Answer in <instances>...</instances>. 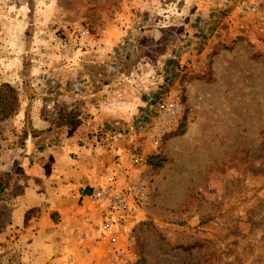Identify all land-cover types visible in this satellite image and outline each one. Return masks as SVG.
Listing matches in <instances>:
<instances>
[{
	"label": "rangeland",
	"instance_id": "rangeland-1",
	"mask_svg": "<svg viewBox=\"0 0 264 264\" xmlns=\"http://www.w3.org/2000/svg\"><path fill=\"white\" fill-rule=\"evenodd\" d=\"M5 83L0 264H42L6 228L17 153L68 137L121 147L122 168L143 152L147 199L115 243L94 233L55 264H264V0H0ZM172 91L183 116L156 136Z\"/></svg>",
	"mask_w": 264,
	"mask_h": 264
},
{
	"label": "crops",
	"instance_id": "crops-1",
	"mask_svg": "<svg viewBox=\"0 0 264 264\" xmlns=\"http://www.w3.org/2000/svg\"><path fill=\"white\" fill-rule=\"evenodd\" d=\"M116 148L102 145L93 150L68 137L50 147L31 145L17 153L14 162L24 178L6 197L10 210L6 228L31 241L26 245L42 264L64 261L75 240L95 235L86 222V215L93 212L86 195L116 164L117 155L123 152ZM4 168L1 162L0 169Z\"/></svg>",
	"mask_w": 264,
	"mask_h": 264
},
{
	"label": "built area",
	"instance_id": "built-area-1",
	"mask_svg": "<svg viewBox=\"0 0 264 264\" xmlns=\"http://www.w3.org/2000/svg\"><path fill=\"white\" fill-rule=\"evenodd\" d=\"M185 62H180L184 67ZM184 113V103L178 92L172 91L154 107L147 120V129L156 136L172 131ZM131 168H122L117 161L108 169L102 180L91 185L86 195L93 212L86 215V222L101 240L115 243L120 229L124 228L145 205L147 194L145 183L136 167L146 163L143 152H132L129 156ZM130 175L127 178V175Z\"/></svg>",
	"mask_w": 264,
	"mask_h": 264
},
{
	"label": "trees",
	"instance_id": "trees-1",
	"mask_svg": "<svg viewBox=\"0 0 264 264\" xmlns=\"http://www.w3.org/2000/svg\"><path fill=\"white\" fill-rule=\"evenodd\" d=\"M19 108V98L17 90L10 84L5 83L0 87V120H5L14 115ZM162 159L154 158V165L160 166ZM8 185L0 177V198L7 190Z\"/></svg>",
	"mask_w": 264,
	"mask_h": 264
}]
</instances>
